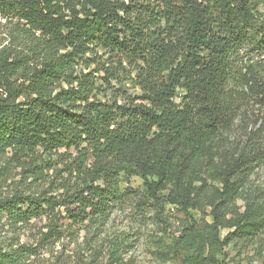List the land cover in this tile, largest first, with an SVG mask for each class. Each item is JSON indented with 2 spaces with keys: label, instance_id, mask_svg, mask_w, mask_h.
Returning <instances> with one entry per match:
<instances>
[{
  "label": "trees",
  "instance_id": "obj_1",
  "mask_svg": "<svg viewBox=\"0 0 264 264\" xmlns=\"http://www.w3.org/2000/svg\"><path fill=\"white\" fill-rule=\"evenodd\" d=\"M262 2L0 0L21 47L0 51V153L46 169L56 162L69 177L51 187L59 196L0 199V217H46L43 241L59 239L53 219L106 222L124 203L125 175L141 177L159 208H210L211 229L225 228L229 206L264 165V116L232 135L249 107L264 108ZM127 73L139 95L98 99L99 78L111 88ZM260 211L247 203L231 227L257 226ZM189 237L197 258L213 245L201 230ZM24 249L32 256L25 246L0 249V264H19Z\"/></svg>",
  "mask_w": 264,
  "mask_h": 264
},
{
  "label": "rangeland",
  "instance_id": "obj_2",
  "mask_svg": "<svg viewBox=\"0 0 264 264\" xmlns=\"http://www.w3.org/2000/svg\"><path fill=\"white\" fill-rule=\"evenodd\" d=\"M257 11L264 17V2L258 5ZM15 24L16 21L9 23L0 19V51L7 47L21 49L17 45L19 40L13 39ZM120 81H113L112 87L107 88L99 78L98 85H103L105 90L98 94V99L109 100L114 94L120 95L119 99L140 94V89L134 85L128 73L122 74ZM176 100L179 102L180 97ZM263 116L264 108L249 107L246 110L245 126L240 128L241 123H237L232 135L237 137L241 130L253 129L256 121ZM262 124L264 118L259 121L256 129ZM20 155L19 152L0 153V199H8L19 192H47L55 196L64 193L62 189L54 192L50 190L63 179L69 178L62 171L63 165L55 162L52 169H46L42 160L33 162ZM40 172L43 173L42 178ZM35 177L39 180H35ZM76 179L70 177V183L76 182ZM52 182L53 186L50 185ZM212 185L217 187L216 184ZM120 187L124 203L114 210L106 222L96 224L87 221L75 225L71 219H53L61 222L62 236L48 242L43 241V235L49 231L47 226L51 223L48 218L17 225L0 217V249L10 251L20 246L31 248L32 256H28L24 249V258L19 264L264 263V211H260L263 216L257 221V226L243 227L241 224L240 229L231 227L238 215L246 211L247 203L252 202L264 208V165L247 180L241 197L229 206L226 226L218 233L211 229L214 219L210 215V208L206 209V214L199 210H191L187 214L172 205L159 208L147 194L144 180L139 176L123 175ZM195 229L206 233L213 241V245H208L200 258L195 255L188 240L189 234Z\"/></svg>",
  "mask_w": 264,
  "mask_h": 264
}]
</instances>
